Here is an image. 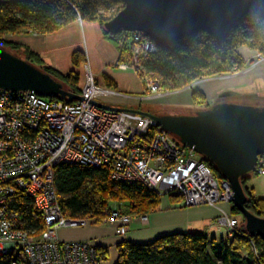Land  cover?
I'll use <instances>...</instances> for the list:
<instances>
[{
	"label": "built area",
	"instance_id": "built-area-1",
	"mask_svg": "<svg viewBox=\"0 0 264 264\" xmlns=\"http://www.w3.org/2000/svg\"><path fill=\"white\" fill-rule=\"evenodd\" d=\"M131 34L135 61L159 52L158 44L144 33ZM126 36V32L121 34L120 46ZM116 64L121 69L129 67L120 61ZM85 65L81 101L0 89V259L10 257L11 264H19L21 257L26 264H108L101 261L95 243L62 241L59 237V230L86 225L90 220L64 216L55 178L57 166L64 163L106 167L113 180L144 185L160 197H179L186 207L232 204L231 183L218 179L198 153L181 145L152 119L105 110L92 103L114 96L141 105L178 91H164L156 80L144 76L145 89L139 95L119 92L100 85ZM142 71L136 67V74ZM253 173L264 177V156H258ZM17 192L33 197L42 213V230L29 231L21 222L10 204ZM107 214L104 222L112 224L123 240L134 219L116 207ZM148 215L139 217L143 224L149 222ZM217 225L220 237H232L239 219L223 212ZM247 238L258 258L261 251L255 240Z\"/></svg>",
	"mask_w": 264,
	"mask_h": 264
},
{
	"label": "trees",
	"instance_id": "trees-1",
	"mask_svg": "<svg viewBox=\"0 0 264 264\" xmlns=\"http://www.w3.org/2000/svg\"><path fill=\"white\" fill-rule=\"evenodd\" d=\"M113 6L117 9L111 15L102 12V8ZM122 7L123 3L119 0H0V47H6L27 58L61 80L71 92L80 94L82 85H79L80 75L76 70L63 74L56 68L45 65L41 56L29 48L21 53L19 49L22 46L15 41H9L5 36L28 32L47 34L77 18L99 21L104 31L105 22ZM105 34L118 42L108 32L105 31ZM115 36L119 37L120 34ZM128 42L125 40L123 46H119V61H126L131 53V44ZM241 48H249L264 56V16H247L237 24L224 42H219L203 32L174 45H158L159 52L143 59L142 66L144 73L153 77L163 89L179 90L195 81L244 68L246 61L239 52ZM82 56L79 52L73 54L74 66H79ZM138 74L144 77L143 72ZM225 94L221 96L222 100L233 101L230 96L234 95ZM208 107L210 105L205 109ZM200 158L218 179L222 178L210 161L201 156ZM253 175L254 173L242 180L247 195L245 206L253 214L264 218V198L256 197L253 188L248 186V179ZM55 178L58 200L67 218H89V222L103 223L102 216L111 211L114 202H122V208H117L131 217L149 214L160 208L162 197L151 193L144 185L113 180L110 169L106 167L64 163L57 166ZM10 204L27 230L38 232L44 228L42 213L36 208L33 197L17 192L11 197ZM230 213L242 216L234 204ZM240 224L239 222L241 227ZM247 236L250 235L243 224L241 229L238 227L234 236L221 237L218 247L213 243L211 251L208 249L209 238L202 233L167 234L145 244L123 239L116 245L118 256L113 264H264V237L261 236L253 237L256 247L261 251L260 256L255 258L249 251L246 257H242L241 250L248 245ZM97 251L101 261L109 260L106 248L97 247ZM11 260L10 257L2 258L0 264H11ZM19 264H26L23 257L19 259Z\"/></svg>",
	"mask_w": 264,
	"mask_h": 264
},
{
	"label": "water",
	"instance_id": "water-1",
	"mask_svg": "<svg viewBox=\"0 0 264 264\" xmlns=\"http://www.w3.org/2000/svg\"><path fill=\"white\" fill-rule=\"evenodd\" d=\"M122 9L103 25L114 36L142 32L158 45L170 46L198 33H207L224 42L247 16H264V0H119ZM0 89L35 92L45 98L81 101L27 58L0 47ZM113 112L152 119L170 136L210 161L222 178L231 183L233 199L244 217L247 233L264 237V218L245 206L247 195L242 180L255 171L258 156H264V105L220 100L214 105L184 113L153 112L142 108L92 102Z\"/></svg>",
	"mask_w": 264,
	"mask_h": 264
},
{
	"label": "crops",
	"instance_id": "crops-1",
	"mask_svg": "<svg viewBox=\"0 0 264 264\" xmlns=\"http://www.w3.org/2000/svg\"><path fill=\"white\" fill-rule=\"evenodd\" d=\"M7 36H10L9 41H15L22 46L19 49L21 53L29 48L36 55L41 56L45 65L52 66L63 74L76 70L80 75L79 85L84 82V70L87 64L96 76L97 82L104 87L133 95H139L144 90L139 74H135L129 68L117 67L116 62L120 58V44L105 34L99 21L77 18L57 31L47 34L28 32ZM75 52L83 54L79 66L73 64L72 58ZM258 66H260L258 69L254 67L253 70H260L259 75L252 76L251 71L253 70L243 72L240 76L239 74L233 75V79L239 76L238 82H232V84L216 82L219 83L216 86L210 83L211 85L209 84L204 89V93L213 98L218 95L217 93L220 96L225 93L235 96V93L232 94L231 91L235 92L234 90L238 88L249 89L252 86L264 88V62ZM213 80L216 79L209 81ZM103 102L116 106L136 104L134 101L114 96H106ZM159 207L158 210L148 215V225L142 226L137 220L133 221L124 239L133 243L145 244L167 234L202 233L208 238L211 236L212 241L209 242L210 247L208 248L211 251L213 243L217 247L220 244L221 237L217 236V231L220 232V227L217 225L219 213L221 214L222 211L230 213L231 211V204L227 203H221L218 207L206 205L186 207L179 197L167 195L162 197ZM58 233L62 241H91L97 247L106 248L109 260H103L108 264H113L117 259L116 245L122 239L117 236L113 225L89 222L86 225L61 229ZM223 237L226 238V235Z\"/></svg>",
	"mask_w": 264,
	"mask_h": 264
},
{
	"label": "rangeland",
	"instance_id": "rangeland-1",
	"mask_svg": "<svg viewBox=\"0 0 264 264\" xmlns=\"http://www.w3.org/2000/svg\"><path fill=\"white\" fill-rule=\"evenodd\" d=\"M116 6H113L111 8H102V12L105 15H111L113 13L114 10H116ZM114 16V15H113ZM126 32V31H125ZM124 33V32H122ZM120 36H115L116 39L118 40V42H121V34ZM128 33V36H126V41H129L131 44V50H130V55L127 58L126 61H124V64H128L129 65V69H132V71L136 74L135 70L136 67H140L141 71H142V60L143 58L140 60L135 61L134 60V55L135 52L133 50H135V48H133V43L131 41V37L132 34L131 32H126ZM131 35V37H130ZM6 37V36H5ZM10 36H7V39ZM241 55L242 57L245 59L246 61V66L242 69H239L238 71H233L230 73H227L225 75H221V76H216V77H211V78H205L203 80L200 81H195L193 84L189 85L191 86L190 88H188L189 86L183 87L182 89L179 90H172V91H178L177 93H174V95L167 97V98H163L161 100L158 101H150V103H142L141 105H137V104H133V103H128L127 105H123L125 107H134V108H142L145 109L147 111H153V112H162V111H167L170 113H184V112H189V111H195V110H199V109H205V107L207 105H214L215 103H217V101L222 99L220 98V94L217 93L218 95L213 96V98L208 97V95L206 93H204V89L210 84L212 83L213 86H216L217 81L222 80V79H227V82H223L225 84L230 83L232 84V82H238L239 76L241 75V73L246 72V71H250L253 70V68L257 67L256 69H258L260 66V63L264 62V56L261 55L260 53H257L256 51L250 50L249 48H241L240 49ZM145 59V58H144ZM121 69V68H120ZM260 71V70H259ZM259 71L258 70H253L251 71L252 76L254 75H259ZM144 76H147L146 79L148 80H155L153 77H150V75L145 74L144 71H142ZM239 76L235 79H233L234 77H232L233 75H238ZM249 74V72H248ZM143 85H144V77H140ZM210 79H216L213 81H209ZM232 79V80H231ZM158 83V82H157ZM159 84V83H158ZM211 85V84H210ZM160 86V84H159ZM145 87V85H144ZM258 87V86H257ZM162 88V87H160ZM163 89V88H162ZM263 89V90H261ZM164 91H168L163 89ZM170 91V92H172ZM235 92L231 91L232 94L235 93V96H230L231 99H233V101L235 103H245V104H253V105H259L262 106L264 105V88H256L254 86L250 87L249 89L245 88H238L236 90H234ZM197 94V95H195ZM104 99V98H103ZM102 99V100H103ZM208 101V102H207ZM231 101V102H233ZM258 102V103H256ZM248 186L253 188V191H255V196L258 198H264V177L258 176L256 174H254L250 179H248ZM113 207H121L122 208V202H114ZM233 206V203L231 204V207ZM156 211V210H155ZM154 211V212H155ZM153 213V212H151ZM149 213V214H151ZM223 211L221 212V214L219 213L218 218L222 215ZM107 213L105 215L102 216L101 220H103L104 224H108V225H112L108 222H104V220L107 218ZM140 216L143 215H133L132 219H134L133 221L137 220L138 222H140V224L142 226L148 225V223L143 224L142 220L139 219ZM239 219V222L241 223V227L243 226L244 222H243V217L242 216H236ZM241 227L239 226V229H241ZM217 236H220V232L217 231ZM220 238V237H219ZM211 236L209 237V241ZM208 247H210V245H208ZM249 251H251V247L248 245H246V247H244L241 250V254H247Z\"/></svg>",
	"mask_w": 264,
	"mask_h": 264
},
{
	"label": "bare ground",
	"instance_id": "bare-ground-1",
	"mask_svg": "<svg viewBox=\"0 0 264 264\" xmlns=\"http://www.w3.org/2000/svg\"><path fill=\"white\" fill-rule=\"evenodd\" d=\"M217 82H220V83H223V82H227V79H222V80H219V81H217Z\"/></svg>",
	"mask_w": 264,
	"mask_h": 264
}]
</instances>
